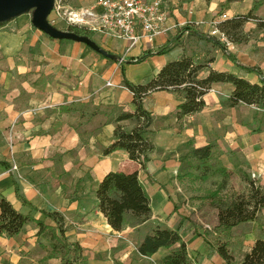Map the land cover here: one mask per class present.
I'll return each instance as SVG.
<instances>
[{
    "label": "crops",
    "instance_id": "1",
    "mask_svg": "<svg viewBox=\"0 0 264 264\" xmlns=\"http://www.w3.org/2000/svg\"><path fill=\"white\" fill-rule=\"evenodd\" d=\"M94 2L63 0L60 13ZM263 7L256 10L259 18H264L260 12ZM40 9L39 0H13L0 15V161L9 163L8 167L0 164V193L19 212L46 224L55 225L39 210L63 214L69 241L83 248L79 264H163L172 248L161 247L152 256H144L138 246L158 226L176 229L184 218L181 209H175L172 173L162 171L179 169V153L188 144L191 148L213 144L216 156L229 170L250 177L255 173L259 175L256 183L264 186V108L243 102L231 106V83H214L204 96V109L184 117H178L184 92L161 90L146 96L144 105L153 116L148 136L156 147L147 172L128 153L104 154L115 140L118 125L127 132L136 127L132 119L116 121L120 114L134 113L137 107L124 79L146 84L169 61L193 56L199 62L212 59L201 78L214 69L261 83L264 33L247 35L242 42L231 41L230 51L212 43L204 47L203 36L210 37L209 21L181 31L179 26L201 22L208 15L185 16L176 9L174 16L166 18L169 29L154 43L144 40L127 50L129 41L100 32L83 35L93 45L65 35L73 32L58 15L55 0L41 27L36 21ZM244 13L233 6L228 15ZM168 44L164 53H158ZM229 52L235 62L229 59ZM117 57H124V61ZM246 67H256L262 73L247 71ZM110 171L139 172L152 205L149 218L142 224L116 231L99 209L95 191ZM14 176L20 180L24 197L39 210L18 200ZM92 184L94 192L90 194ZM185 221L188 230L183 238L189 254L200 253L190 264H223L203 231L198 229L201 235L189 236L194 226L187 227ZM38 231L39 227L30 222L19 235H0V264H62L61 256H48L50 242ZM233 231L229 248L237 260V250L243 251V258L256 240L264 237V221L259 216Z\"/></svg>",
    "mask_w": 264,
    "mask_h": 264
},
{
    "label": "trees",
    "instance_id": "2",
    "mask_svg": "<svg viewBox=\"0 0 264 264\" xmlns=\"http://www.w3.org/2000/svg\"><path fill=\"white\" fill-rule=\"evenodd\" d=\"M259 5H264V0H258L247 14H237L226 20L224 26L222 24V30L232 41L242 42L245 39L239 37L237 32L253 16L259 21V26L264 27V18L256 17L254 14ZM69 30L78 35H89L92 32L87 27L78 25H70ZM203 38L206 37L203 36ZM208 38L217 40L213 37ZM217 44L222 49L227 50V47L220 41H217ZM168 48L169 44L158 53H164ZM228 57L235 62V58L230 52ZM211 61L212 59L199 62L193 56H183L178 60L169 61L146 84L137 85L128 79H124L125 85L134 94V102L137 107L134 113L120 114L116 121L132 119L136 122V127L131 132H127L121 125H118L115 130V140L104 149V154L107 155L115 151L128 153L129 158L139 163L141 168L147 172L151 157L156 152V147L148 136L153 120L152 112L144 105L146 96L151 92L161 90L184 92L185 101L178 105V117L202 111L206 106L204 96L214 83L233 84L234 90L229 98L231 106L243 102L264 108V78H262L261 83L251 82L235 72L214 69H209L208 75L201 78V72L208 68ZM245 69L262 73L256 67H246ZM214 158L213 144L198 148L192 147L187 154L180 157L177 178L208 180L211 176L221 174L223 176L222 181L218 184V188L211 193L216 197L226 186L229 169L225 165L214 163ZM0 164L5 167L9 166L5 160L0 161ZM13 182L18 200L24 205H30L33 209L39 210L24 197L17 176L13 177ZM248 182L250 192L247 197L239 195L220 208L217 229L228 236L232 234L234 227L258 220L260 213L264 211V186L256 185L250 179ZM95 192L99 209L116 231H122L128 226H136L145 222L152 212L151 195L141 181L138 171H110L98 183ZM39 211L45 217L50 218L55 225L46 224L43 220L19 212L8 198L0 193V235H19L28 223L34 222L39 227L37 234L48 238L50 242L51 253L48 255L49 257L59 255L62 257V264H79L80 259H82L83 248L78 242L69 241L64 215L60 212H48L43 209ZM183 220L180 221L176 229L155 228L153 233L147 235L139 244L138 251L144 256H152L161 247L172 248V251L163 258V264H190L187 242L183 238V233L188 229ZM195 235H201L196 227L189 231V236ZM214 248V252L220 256L223 264H235L233 262L234 256L229 251L227 242H223ZM239 264H264V237L256 240L252 249L244 255Z\"/></svg>",
    "mask_w": 264,
    "mask_h": 264
},
{
    "label": "rangeland",
    "instance_id": "3",
    "mask_svg": "<svg viewBox=\"0 0 264 264\" xmlns=\"http://www.w3.org/2000/svg\"><path fill=\"white\" fill-rule=\"evenodd\" d=\"M65 1L69 2L73 0ZM257 1L258 0H168L169 3L167 7V17L169 18L171 16H174V10L176 9L179 10L180 13L185 16L189 13L199 16V13L202 12V14L205 13V15L208 16L206 17L204 15L205 17H202L201 20L208 22L214 18L219 17L224 12L229 14V9L233 6L238 8L240 12H245V14H247L248 11L253 7V5ZM260 12L261 14H264V7L260 10ZM255 13L256 10L254 11V14ZM253 17H251V19L248 21L249 23H245L242 29L237 32V35L239 37L246 38L247 35H251L252 33L258 35L264 33L263 28L259 26V21L255 20L256 18ZM225 24L226 23H223V26ZM189 25L197 26L196 22L192 21V23L188 22V24L185 26H179V30L181 31ZM228 38L232 41L230 37ZM203 40H205L206 42V44L205 42L204 44L202 43V46L204 47L211 43L213 44V46H219V44H217V41L219 40H211L208 37L204 38ZM191 149L192 148L189 147L188 144V146L185 147L184 151H180V156L178 159L180 160V157L182 155L187 154ZM158 160L160 159L158 158ZM213 162L218 165H224V163L220 159H218L216 154L215 158L213 159ZM162 172H166V175H168V173H172L171 180H175L173 182L174 186L172 187L173 196L178 209H181L182 216H184L186 219L185 222L187 224V227L189 226L191 228L192 226H194L197 229L203 231L204 237L209 239L212 242V246L214 247H217L223 242H227L230 247V240L232 239V237H234L233 235L235 234V232L232 231V234L228 236L224 232L217 229L219 223L218 216L220 208L223 207V204L231 202L234 198L238 197L239 195L247 197L250 192V184L248 182V179L253 180L256 185H260L256 183L257 179L259 178V175L256 174V176H254L255 173H251L250 177L236 170H229L226 186L219 192L216 197H214L211 193H213L218 188V184L222 181L223 176L221 174L211 176L208 180H201L198 178H177L178 170H165ZM145 177L146 176L142 173V179L144 181H147ZM79 183L80 182L78 181V186ZM93 188V184L89 186L90 194L94 192ZM260 221H264V215H260ZM236 234H238V232ZM229 251L234 256L231 251V248H229ZM237 251L238 259L236 260L234 256L233 260L235 264H239L243 259V251ZM189 256L191 263L192 259L199 258L200 253H197V251H191V255L189 254ZM240 258L242 259L240 260Z\"/></svg>",
    "mask_w": 264,
    "mask_h": 264
},
{
    "label": "built area",
    "instance_id": "4",
    "mask_svg": "<svg viewBox=\"0 0 264 264\" xmlns=\"http://www.w3.org/2000/svg\"><path fill=\"white\" fill-rule=\"evenodd\" d=\"M55 1L58 15L65 18L68 24L84 26L94 32L127 40L130 43L127 50L144 40L154 43L158 35L169 29L166 25L168 0H95L89 6L63 9L62 13L60 10L63 0ZM229 18L228 13L224 12L208 23L209 36L225 44L227 51L233 48V43L221 26ZM203 23L201 21L196 24ZM187 24L188 22H185L183 26ZM117 59L124 61V57ZM108 85H111V82H108ZM13 169L17 170L18 167L14 165Z\"/></svg>",
    "mask_w": 264,
    "mask_h": 264
},
{
    "label": "water",
    "instance_id": "5",
    "mask_svg": "<svg viewBox=\"0 0 264 264\" xmlns=\"http://www.w3.org/2000/svg\"><path fill=\"white\" fill-rule=\"evenodd\" d=\"M12 1L13 0H0V15L2 11L6 8V6L10 4ZM39 3L41 5V9L38 11L36 15V21L39 26L44 27L43 17L50 11L51 7L53 6L54 0H39ZM65 35L77 38L79 40H83L87 42L88 44L93 45V43L87 37L83 35H78L74 32L67 33Z\"/></svg>",
    "mask_w": 264,
    "mask_h": 264
}]
</instances>
